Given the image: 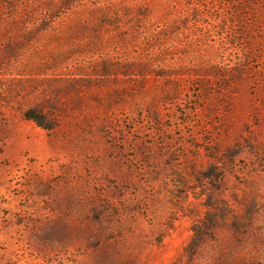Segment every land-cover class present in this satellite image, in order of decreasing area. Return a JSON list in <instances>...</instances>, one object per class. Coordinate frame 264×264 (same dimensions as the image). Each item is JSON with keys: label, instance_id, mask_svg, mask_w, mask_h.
<instances>
[{"label": "rangeland", "instance_id": "374dc122", "mask_svg": "<svg viewBox=\"0 0 264 264\" xmlns=\"http://www.w3.org/2000/svg\"><path fill=\"white\" fill-rule=\"evenodd\" d=\"M0 264H264V0H0Z\"/></svg>", "mask_w": 264, "mask_h": 264}, {"label": "trees", "instance_id": "16d2710c", "mask_svg": "<svg viewBox=\"0 0 264 264\" xmlns=\"http://www.w3.org/2000/svg\"><path fill=\"white\" fill-rule=\"evenodd\" d=\"M104 19H108V16H105ZM25 115L27 118L33 119V120L37 121L40 125H42L43 122L41 121V118L36 114L35 110L28 109V110H26Z\"/></svg>", "mask_w": 264, "mask_h": 264}]
</instances>
